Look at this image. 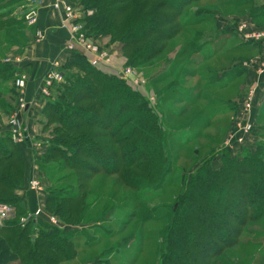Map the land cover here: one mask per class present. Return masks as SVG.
I'll use <instances>...</instances> for the list:
<instances>
[{
  "label": "trees",
  "instance_id": "1",
  "mask_svg": "<svg viewBox=\"0 0 264 264\" xmlns=\"http://www.w3.org/2000/svg\"><path fill=\"white\" fill-rule=\"evenodd\" d=\"M69 1L78 2L82 11H93L84 18L88 35L106 38L107 45H118L127 65L139 67L163 55L167 43L182 32L187 10L194 8L200 13L204 0ZM233 2L236 7L245 3L256 7L259 11L252 8L247 17L261 18L259 23L264 25V1ZM4 13L0 14V30L17 21ZM61 68L64 80L55 84L41 110L42 131L50 129L51 138L36 163L41 171L63 172L45 195V211L64 227L34 218L25 224L20 222L28 213L18 197L25 180V160L8 133L0 132V203L16 211L14 218L0 225V264H64L75 260L81 243H89L82 236L86 235L85 226L92 222L84 227L82 222L90 206L89 184L93 177L117 175L140 203L146 189L158 191L171 185L166 180L172 170L173 153L168 142L172 141L176 149L185 147L170 137L172 130L187 124L168 122L162 103L159 109L164 114L157 113L122 78L100 71L83 55L69 56ZM17 71L14 63L0 62V124L14 110L8 97L15 100L18 95L14 87ZM175 86L169 84L157 90L158 101L174 99ZM172 114L180 117L178 111ZM255 143L234 157L220 147L211 149L192 167L183 166L181 186L173 190L172 202L164 206L165 226L153 235L155 240L148 246V261L215 264L240 243L244 228L264 218V144ZM217 157L220 165L214 168L212 162ZM143 205H133L134 209H142V222L158 217L153 208L145 205L143 209ZM104 212L103 208L100 214L104 216ZM103 216L99 220L104 221ZM133 239L128 234L122 241L128 245L126 252L134 253L132 259L139 260L142 251L139 246L133 250Z\"/></svg>",
  "mask_w": 264,
  "mask_h": 264
},
{
  "label": "rangeland",
  "instance_id": "2",
  "mask_svg": "<svg viewBox=\"0 0 264 264\" xmlns=\"http://www.w3.org/2000/svg\"><path fill=\"white\" fill-rule=\"evenodd\" d=\"M10 1L11 0H0V6L1 5L5 6L4 9H0V14H2V12H5L4 16H10L14 20H17L8 23L3 27V29L0 30V62L4 61L6 63H8V61L12 62L14 59L20 60V56H22V53L25 52L24 45L27 43V37L24 32L26 31L27 26L24 23L26 22L24 18H25V14L27 13V10H29L30 8L29 5L27 4L30 3L32 0H19V1L15 0L12 3H9ZM68 2H70V5L72 7H80V8L82 7L76 1L73 2L68 0ZM234 2L233 0H204L202 2L203 8L200 13L197 14V11H195L196 9L194 8L192 10L191 9L187 10L189 12L183 16V20H184L183 25L185 26L182 32L179 33V35H177L171 42L167 43L166 50L163 53V55H161L157 60L153 61L148 65L139 66V67L127 65V59H125L118 50L117 47L118 45H112V47L110 46V48H108L112 52V55L115 54L117 51V57L118 59H120V62L119 61L115 62V59H113V64L116 67L132 68L138 71L145 79V84L140 86L139 89L134 88L132 85L126 82L127 80L125 81L124 78L120 77L116 73L114 68H111L113 71L112 70L110 71L108 69H106V71L103 70L100 71L106 72L108 74H113L115 76H119L120 78H122L131 88L140 92L147 99L149 104L153 107V109H155L157 113H160L161 111L162 114H164L162 109H159V106L162 103V105L166 107V115L168 117V122L173 123V125H180V124L185 125L187 123V126L191 127V130L186 132L187 129L179 128V127H177L175 130H172L170 139H173L174 137L176 141H179L180 143L184 144L185 147L182 146L183 148H181V146H179L180 148L176 149L174 148L175 146L171 144L172 142L171 140H170L171 142H168L169 149H171L173 153L171 155L172 170L170 171V174L167 176L166 180L171 185H168V187L165 186L163 189L158 191L153 189H146L141 196L140 203L138 200H134L131 197L130 195V193L132 192L131 189L124 186L119 181L117 175L115 176V174H113L106 177L101 175H96L93 177V179L90 181L89 184L90 195L88 197V202L90 206L82 222L83 227L84 224H86L87 222H92L91 224L85 226V229L87 230L86 231L84 229L86 231V235L82 236L83 241L86 239V241L88 240L89 243L87 244V246L81 243V245L79 246L80 248L78 249L80 251L78 253L77 258L73 261L64 264H152L151 261H148L149 260L148 256L150 253V247L148 246L153 240H155L153 239V235H157L165 226L166 221L165 219H163V217H164V212L166 211L164 206L172 202L173 200L172 192H174L173 190L180 188L181 186L180 174L181 172H183L182 170L183 166L185 165L186 168L192 167L195 164L196 160L198 161V159L207 155L209 153L208 151H210L211 149H217L218 147H220V149L222 150L224 149L227 150L223 146L224 144L223 142L225 141V138L229 133L231 119L234 120L236 118L237 114L239 113L238 109L240 108L241 105H236L235 102L231 103L228 106L227 111L223 110L217 115V112H215V106H212L210 103L212 101L208 103L206 101H201L200 103L198 102V99L194 100V97L197 94L198 89L200 88L198 85L200 82L201 75L208 76V73L210 72L208 70L210 69L215 70L219 66H223V67L225 66L226 69H231L233 71V75L236 76L241 72V67L236 68L233 66L239 62L244 63L243 61H245V59H248L250 57L249 55L243 52L245 50L244 47H247L250 44L247 43L241 44V42L244 43L247 42V40H245L244 38L241 39L240 37L238 38L234 37V39L232 40H230V38L225 39L223 37L225 34H222L223 36H218L219 33L217 32L216 27L220 23L219 21H215L213 23L214 16H217L218 18L219 17L227 18L228 16L235 15L236 17L234 16V18L240 22L241 19L247 18L248 11L251 10L252 8L259 11L256 7L250 8V6L247 5L248 3L247 4L245 3L246 0L245 1L240 0V2L245 3L244 5H242L243 7L234 6ZM231 3L233 5H231ZM53 11L59 14L61 18V25L69 30L70 25L64 24V22L62 21L61 13L54 9ZM21 19L23 21H21ZM261 20L262 19L259 18L251 22H253L256 25H261V23H259ZM220 37H221V41H218V46L222 45L223 41L226 40V42L222 46L223 47L221 50L222 52H218L215 57L217 64H215L214 61L215 59L208 64H202L205 61V58H203V52H201L200 55L198 53L197 55H195V52H193L195 51L197 45L196 44L197 40L195 38H202V40L205 42L203 44L204 48L207 51L214 52L215 49L207 48V47H212L213 43L207 41ZM69 41H70V31H69L67 43L65 44V49H67L66 47ZM201 42L202 41H200V43ZM98 43L102 47L107 48L108 42L100 41ZM225 50H229V53L227 54ZM178 51L179 53H177ZM180 52H184V54L182 53L183 54L182 55L180 54ZM73 54L75 55L79 54L86 57L81 49H78ZM90 64L96 67L91 62ZM242 66L247 68L244 65ZM25 75H26V82L23 92H21L20 95L18 93L15 100L8 97L9 101H13L12 104L14 106V110L21 99L27 102L24 96V91L26 90L27 81L29 80L28 78L29 75L28 74ZM155 81L156 82L162 81L163 82L162 86L166 84L167 85L174 84L176 85L175 88L179 87L178 91L180 93L176 96V98H174L175 101L173 100H169V101L161 100L162 102L158 101L159 99L157 95V90L158 91L161 90L162 87L160 85L155 84L156 83ZM250 81L251 78L249 76L247 79H245L243 83L241 78L237 80L232 85V90H234V94L231 95H234L233 98H236L239 95L244 97L248 89L252 85H254V83H251ZM218 82H221V80H219ZM6 85L9 84L6 83ZM183 86H185L184 88L187 87L188 90L191 91L190 93H188L190 94L189 97L190 99L188 102L189 103L193 102L191 106H187L186 104L184 106L177 105V102H182V100L186 98L185 93L181 89L183 88ZM38 87H39V83L37 86L33 87V92H34L33 96L37 94ZM199 93L201 92L199 91ZM210 94H211L210 92H207L208 96ZM227 95L230 96L229 94ZM47 99L48 98H44V100ZM184 107L187 108L190 107V108H188V110H186L185 112L182 109ZM256 107L258 108L255 99L251 118H253L254 114L257 113ZM163 110L165 111V109ZM167 111L169 113H167ZM177 111L178 113H180L179 115L180 117H176L172 114V112H177ZM12 113H10L8 116L3 117L2 123L0 124V132L6 133L3 127H6L10 119L13 117L11 115H14V113L13 114ZM22 113L23 112H21V114ZM185 113H187L188 115L182 118ZM21 114H19L20 119H22ZM260 114H264V109H262L259 115ZM221 118L224 119L223 124L218 125L216 128L215 127L206 128L205 131H203L204 136L201 137V139H198V137L193 134V133L198 134L200 131L199 128L194 127L196 126V123L201 124L203 126L207 124L216 125L214 123L215 120H220ZM37 119H38L37 122L41 127V131L36 133L37 134L35 135L36 138L34 137V139L37 140V143L35 145L30 144V148L31 151L33 152L32 155L34 156V159L32 161L34 167L33 169L38 170L40 172V175L30 176V178L26 182L24 180L23 187L26 189L25 191L29 190L30 192H33V190H31L30 188V183L31 181L38 179L42 189L40 195L44 197L46 193L49 191V189L52 190L53 187H55V184L57 183V181H59V178L61 177V175H63V172L60 171L59 173H53V172L51 173L47 171H41V169L37 166L36 160H38V158H41L44 155V153L48 148V141L51 138L50 129L47 130L46 132L42 131L43 117L41 116V113L37 117ZM22 121L25 123L24 119H22ZM164 121H167V119L165 118ZM262 137L259 139L258 144H264V138ZM247 142H248V146H252V144L253 146L256 145L255 141H249V138ZM195 149H198L199 151L194 152ZM205 149H207L206 152L204 151ZM241 152L239 154H241ZM229 154L230 156L233 157L239 155V154L234 155L231 153ZM216 160L217 161L219 160L218 157L216 158ZM25 169H26L25 170L26 173L27 172L26 162H25ZM34 193L38 194V192L35 191L33 192V194ZM168 193L171 194L168 195ZM142 202L145 203L147 207L153 208L154 211L157 213L158 217H155L147 222H142L139 217V214L142 212V209L141 208L134 209L133 206L135 204H142ZM145 205L142 206L143 209L146 207ZM103 208L106 212V213L104 212V216L100 214ZM36 209L34 210L36 211ZM39 210L42 209L39 208ZM109 210L110 212L107 213V211ZM28 211L29 210H27V212ZM15 214L16 211L14 210L11 213V215L8 216L7 219L14 218ZM26 216H28V214ZM39 216H41V214ZM51 216L52 215H50L49 217ZM100 216L104 217V221L103 219L99 220ZM258 222H264V218H261L260 221ZM41 223H47V222L42 221ZM47 224L58 227L57 224H53L51 220H49V223ZM128 234H132V236H134V239L130 243L132 246L134 245L133 250L134 251L137 250L138 249L137 246H139L142 251L139 260L132 259L134 253L126 252V250H128L129 248L128 245L123 244L122 240ZM243 249L246 250V247L243 246ZM241 251H242V246L236 245L235 247H232L228 251H226V254L228 255H226L224 260L218 259L215 264H245L244 261L241 260L242 257ZM129 254L132 255L129 257ZM252 259L248 258L246 260L248 261L256 260L255 258ZM143 261L146 263H143ZM251 264H264V262L255 261L254 263Z\"/></svg>",
  "mask_w": 264,
  "mask_h": 264
},
{
  "label": "crops",
  "instance_id": "3",
  "mask_svg": "<svg viewBox=\"0 0 264 264\" xmlns=\"http://www.w3.org/2000/svg\"><path fill=\"white\" fill-rule=\"evenodd\" d=\"M51 2L52 0H41L40 4L35 6L36 21L34 24L28 25L24 22L25 25L27 26L26 27L27 29L24 32L27 37V43L25 44L26 46L24 45L25 52L22 53V56H20L19 62L15 63V65L18 67V71L16 72V75H18L19 72L29 75L28 76L29 80L27 81L26 90L24 91V96H25V99L27 100L26 109L21 114V118L24 119L25 125L28 127L29 134H31V136L35 138H36L35 135H37L36 133L41 131V127L39 123L37 122L38 121L37 117L41 113V109L44 105V99H42L38 93L35 94V96H33L34 95L33 87L37 86L38 83L40 85L41 77L44 75V73L48 72V70L52 68L53 62H58L59 64L63 65L68 60L69 56L74 55L73 53L65 49V44L67 43V40H68L69 30L61 25V18L59 14L53 11V9L51 8L50 6ZM4 7L3 5H1L0 9H4ZM234 16L235 15H231V16H228L227 18H223V17L218 18L217 16L213 17V23L215 21H219L220 23L216 27V30L219 33L218 36H223L222 34H225L223 36L225 39L230 38V40H232L234 39V37L236 38L240 37L242 39L243 36L241 32H244V33L249 32V31H261L262 32V30H264V27H261L264 25L254 24L253 22H251L253 20L249 17L243 18L239 22L237 19L234 18ZM195 39L197 40L196 52L199 55L201 52H203V58H205V61L202 64H208L212 60H214L217 53L222 52L221 51L223 48L222 46L226 42L225 40L222 42V45L218 46V41H221V37L207 41V42H212L214 44V45L212 44V47H207V48L215 49L214 52H210L204 48L203 44L205 42L202 40V38H195ZM95 41L96 42L97 41L107 42V39L99 38V39H96ZM200 41L202 42L200 43ZM98 42L97 44H99ZM246 43L250 45L247 47H244L245 50L243 52L249 55L250 57L248 59H245V61H243L244 63L239 62L233 66L236 68L241 67V72L235 76L233 75V71L231 69H226L225 66L224 67L219 66L215 70H212V69L208 70L210 71L208 73V76L207 75L200 76V82L198 85L200 88L198 89V92L195 95L194 100L198 99V102L200 103L201 101H206L207 103L212 101L210 103L212 106H215V112H217V115H218V113L222 112L223 110L227 111L228 106L231 103L235 102L236 105L241 104L243 96L239 95L238 97L233 98L234 95H231V94H234V90H232V85L240 78L242 79V83H243L245 79H247L249 76L251 78L250 82L254 83V85H256V88H257L255 91L257 94L256 105H258V108L256 107L257 113L254 114L252 118V122H254L253 132L255 135V140L258 142L259 139L262 136H264V134H262L264 133V114L259 115L262 109H264V76H259L255 72V69L259 64V58L262 54V48H264V43H262L261 41H253V42L247 41L244 43L241 42V44H246ZM110 46L112 47L111 44L107 45V48H110ZM225 52L228 54L229 50H225ZM177 53H179V51ZM197 53H195V55H197ZM113 55H114L115 62L116 61L120 62V59H118L117 57V51ZM214 61H215V64H217L216 59ZM2 62L5 63L4 61ZM242 65L246 66L247 68L243 67ZM104 71H106V69ZM249 72H250V75H249ZM219 80H221V82H218ZM162 83L163 82L160 81L159 83H157V85H160L163 89L164 87L167 86V84L162 86ZM184 87L185 86H183V88L181 89L185 93L186 98L183 99L182 102H177V105L184 106L186 104L187 106H191L193 102L192 103L188 102L190 99L189 98L190 94L188 93H190L191 91L188 90L187 87L186 88ZM174 89H175V98H176V96L180 93L178 91L179 87L174 88ZM199 91L202 94L199 93ZM207 92H210L211 94L208 96ZM227 94H229L230 96H228ZM172 100L175 101V99H172ZM220 107H221V110H220ZM188 108L184 107L182 109L183 111L186 112ZM187 115L188 114L185 113L182 118L186 117ZM231 120L233 121V119ZM223 122H224V119L221 118L220 120H215L214 123L216 125L207 124L203 126L201 124L196 123V126L194 127H197L200 129L198 133L200 134V136H197L198 139H201V137L204 136L203 131H205L206 128H214V127L216 128L218 125H222ZM3 128L6 129V127H3ZM184 128L187 129L186 132L191 130V127H184ZM193 134L195 136L197 135L195 133ZM31 141H34V138H32ZM30 144H32V142H24V143L16 145L20 154L22 155V157L24 158L26 162L27 172L25 173V182L30 178V176L40 175V172L38 170L33 169L34 167H33L32 161L34 159V156L32 155L33 152L31 151ZM212 165L214 168H218L220 165V161L215 160L212 162ZM25 190L26 189L22 187L18 191V197L20 200L24 202L27 210H29L27 214L29 215L33 214L34 209L41 208L42 209L41 216L35 217L34 221L38 220L39 222L45 221L49 223V220H50L49 216L51 214L45 211L46 196L42 197L40 193L33 194V192H30L29 190L28 191H25ZM1 224H2V221L0 222V225ZM244 229L245 230L243 231L241 241L237 245V246H242L241 260L244 261L245 264H251V263H254L255 261L256 262L264 261V222H257L255 224H250ZM243 246L246 247V250L243 249ZM225 255H228V254H225ZM247 257L251 259L255 258L256 260L252 261L253 260L252 259L251 261L250 260L248 261L246 260L248 259Z\"/></svg>",
  "mask_w": 264,
  "mask_h": 264
},
{
  "label": "built area",
  "instance_id": "4",
  "mask_svg": "<svg viewBox=\"0 0 264 264\" xmlns=\"http://www.w3.org/2000/svg\"><path fill=\"white\" fill-rule=\"evenodd\" d=\"M41 0H33L30 2L29 10L25 14V20L28 25H32L36 21V11L35 6L39 5ZM52 9L57 10L61 13L62 21L64 24H69L70 28V41L67 45V51L74 53L78 49H81L87 59L96 66L97 69L101 70H112L114 68L116 73L125 79L130 85L134 88H140V86L145 84V79L142 75L132 69V68H123L116 67L113 64L114 55L112 52L101 45L97 44L96 39L87 34V31L84 29V18L85 16H90L93 14L92 10L82 11L80 7H72L70 2L67 0H52L50 3ZM243 38L247 41H262L264 42V30L261 31H249V32H241ZM77 49V50H76ZM19 62V59H14L12 63ZM9 62V61H8ZM112 63V64H111ZM113 71V70H112ZM255 71L260 75L264 76V51L259 58V64L256 67ZM40 85L37 89V93L40 97L49 98L51 92L55 86V84H59L64 80V74L61 70V64L58 62L52 63V68L46 72L44 76L41 77ZM26 82V75L24 73L19 72L17 77L14 80V86L17 92H23L24 86ZM256 85H252L245 96L242 98V102L239 108V113L236 118L233 120L231 127L229 129V133L227 134L225 141L223 142V146L231 153L237 154L242 150V148H250L252 146H248V138L249 141H253L254 139V125L252 122L251 114L252 109L256 99ZM26 107V102L21 99L13 111L14 115L9 123L7 124V132L11 138V140L16 144H21L24 142H32L31 145H35L37 140L31 141L33 136L29 134L28 127L25 123L20 119L19 114L24 111ZM12 113V114H13ZM251 137V138H250ZM251 139V140H250ZM253 139V140H252ZM30 188L33 192L41 193L42 189L40 186L39 180H33L30 183ZM13 212V208L9 205L0 203V222L6 220L8 216ZM42 213V210L36 209L33 214H30L27 218H22L21 223L25 224L28 218L31 216H38ZM50 220L53 224H59L58 220L53 216L50 217Z\"/></svg>",
  "mask_w": 264,
  "mask_h": 264
}]
</instances>
